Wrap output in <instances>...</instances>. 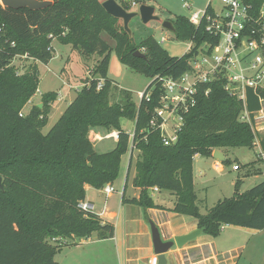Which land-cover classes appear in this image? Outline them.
<instances>
[{
  "label": "trees",
  "instance_id": "1",
  "mask_svg": "<svg viewBox=\"0 0 264 264\" xmlns=\"http://www.w3.org/2000/svg\"><path fill=\"white\" fill-rule=\"evenodd\" d=\"M52 1L53 5L37 11L12 9L0 2V264H60L55 259L60 245L49 240L115 236L113 223L80 210L78 204L86 198L87 184L100 189L117 179L122 157L131 144L129 132L121 126L123 118L135 121L133 145L140 159L132 183L141 189L140 196L131 199H126L124 191L123 200L153 208L156 205L150 189L157 187L176 195L174 212L194 217L199 228L213 237L225 224L262 230L264 180L244 192L236 191L202 214L197 205L193 161L195 155L211 157L217 149L255 147V133L242 114L262 109L264 89L248 90L243 102L226 90L223 78L202 84L177 142L167 146L160 130L150 127L159 104L160 78L182 75L189 68L192 53L171 56L153 36L135 43L121 19L106 11V0ZM246 1L255 14L264 4V0ZM121 5L127 10L126 2ZM172 23L176 38L192 40L196 47L219 40L206 30L205 22L196 27L186 15H177ZM103 32L116 41L114 48L102 38ZM55 39L83 55L98 54L101 60L92 79H86L58 121L43 133L58 93H44L43 107L36 104L23 115L21 111L38 90L39 68L32 65L16 76L10 65L23 54L48 64ZM114 50L124 65L152 79L139 104L127 90H121L119 101L110 103L114 80L108 77V69ZM136 50L147 58L135 56ZM101 77L105 82L98 90ZM93 127L118 131L116 146L98 152L89 138Z\"/></svg>",
  "mask_w": 264,
  "mask_h": 264
},
{
  "label": "rangeland",
  "instance_id": "2",
  "mask_svg": "<svg viewBox=\"0 0 264 264\" xmlns=\"http://www.w3.org/2000/svg\"><path fill=\"white\" fill-rule=\"evenodd\" d=\"M116 1L120 5L126 2L127 11L137 13L129 24L131 36L135 43H140L147 37L153 36L171 56L178 57L186 52L188 41L178 40L173 31L163 26V22L167 20L172 22L177 15H189L191 10L183 7L184 2L190 3L193 10L203 9L208 3V0ZM142 5L155 7V14L159 17V20L144 23L139 13ZM212 5L216 9L222 7L219 0H214ZM120 24L124 25L123 20H120ZM163 36L167 37V40L161 42ZM102 38L113 48L116 46V41L106 32L102 33ZM52 46L54 49L53 58L48 64L41 63L23 54L15 57L10 65L14 68L16 76H22L32 65H37L39 68L40 84L38 85V90L33 96L34 98L32 97L21 111L23 115L28 114L34 105L42 102V95L44 93L50 91L58 92V100L51 107L48 124L43 128V133H47L52 128L66 110L69 102L78 94L77 90L71 91L64 80L70 79L72 85L79 86V90L82 89L86 79H92L94 76L93 71L95 66L101 60L98 54L92 56L83 55L80 51L74 49L72 45L64 44L56 39L53 40ZM108 77L120 85L118 86L119 88L114 87L111 92V104L122 98L121 89L129 91L133 96V100L139 104L141 100L139 91H145L152 81L151 78L135 72L124 65L119 60L115 50L111 53ZM121 126L126 132H132L135 129V121L123 118ZM94 129L99 130L102 138L108 130L101 127L90 129L89 138L95 144V149L98 152H108L116 146L114 139H104L102 142H98L100 140L96 139L98 138L97 134H91V131ZM228 149L230 151L226 153L228 163H223L225 170L222 174H219L217 169L212 167L211 162L214 161L213 159L203 157L210 162L207 165L203 164V161H201L203 159H198L195 163L193 161V175H197V171L199 172L201 169L206 170V176L202 177V179L198 178L197 180L194 177V187L202 213H206L218 200L232 197L236 191L240 193L244 192L261 182V180H256L255 178L260 168L264 171V163L258 159L260 155H257L254 149L248 147H232ZM130 158V151L123 155L120 173L113 183L116 189L114 194L117 199L119 196L121 198L125 188ZM139 159L140 153L137 152L134 155L130 179ZM235 165L239 166L238 171L234 169ZM207 179L210 182H207ZM233 182H235V185H232ZM237 182L238 186H236ZM101 190L103 191V188ZM172 201L170 200V203ZM230 232H233L231 228H225L220 233H225V236H228ZM243 232L234 233L238 239L243 241L244 245H247L245 251L240 250L238 264H264V228L262 230L248 229V231ZM150 233L152 234L151 224ZM100 240L103 239H99L97 234H93L90 238H84L83 240L79 238H62L60 241H53L52 239L49 241L54 246L60 245V250L55 256L56 261L60 264H120L119 255L114 248V243L112 241L102 243ZM100 253H103L104 256H99ZM171 263L172 261L170 260Z\"/></svg>",
  "mask_w": 264,
  "mask_h": 264
},
{
  "label": "built area",
  "instance_id": "3",
  "mask_svg": "<svg viewBox=\"0 0 264 264\" xmlns=\"http://www.w3.org/2000/svg\"><path fill=\"white\" fill-rule=\"evenodd\" d=\"M208 0L205 8L193 10L191 4L184 2L183 7L190 9L189 21L196 27L205 22L206 30L219 38L216 44L203 42L196 47L194 41H188L184 54L192 53L189 68L178 77L163 76L159 104L155 108L150 127L160 130L163 143L167 146L178 140L179 132L185 123V116L197 103L199 87L216 79L225 80V88L238 99L246 102L248 90L258 92L264 89V4L255 14L252 5L246 0H219L222 4L216 9ZM167 40L163 36L161 42ZM104 79H98L97 89L104 85ZM145 91L140 94L143 98ZM147 100L151 92L146 94ZM262 109L254 114L245 111L242 119L251 124L255 133V146L258 144L260 122L264 120V99ZM131 138L130 152H133L134 131ZM101 139L119 140V132L108 131ZM262 154V153H261ZM260 154V155H261ZM235 170L239 169L235 165ZM103 192L110 195L116 191L112 183L104 185ZM157 190V187H156ZM94 204L81 200L78 208L84 212H94ZM53 239V241H60ZM149 264H158V255L154 254Z\"/></svg>",
  "mask_w": 264,
  "mask_h": 264
},
{
  "label": "crops",
  "instance_id": "4",
  "mask_svg": "<svg viewBox=\"0 0 264 264\" xmlns=\"http://www.w3.org/2000/svg\"><path fill=\"white\" fill-rule=\"evenodd\" d=\"M64 81H66L67 86L71 91H79V86L77 87L72 85V81L70 79H66ZM113 85L114 87L120 86L116 81L113 82ZM142 92L144 91H139L140 94ZM74 99H72L69 104ZM57 100L53 102L52 105L56 104ZM260 125V131L258 132V144H256L253 149L257 155L262 153L258 159L264 163V120L260 122ZM92 133L97 134L98 138L96 139L100 140L98 142H102L104 140L101 139L102 136L98 129L92 130L91 134ZM115 143H117V141H115ZM217 150H220L224 154L225 159L226 153L230 152L228 148ZM137 152L140 153L139 150L131 152L127 180L121 198L119 196L117 199L114 192L110 195H106L101 188L98 189L91 185H86L85 199L94 204V213L99 215L104 221L111 222L115 225V236L113 238L103 239L100 241H102V243H106L107 241H112L114 243V248L119 255L120 264H122V261L123 264H149L150 259L155 254L152 234L150 233V221H154L160 228L162 235L169 240L173 239L175 236L188 234L199 228L198 222L194 217L173 211L176 195L170 191L159 188L156 190V187L151 188V197L153 198L156 206L149 209H144L137 204L123 200L124 191L126 199L138 198L141 193V189L135 187L132 183L136 174V168L130 179L134 155H136ZM203 157L204 156H201L200 154L195 155L194 163L198 159H203L201 161H203L204 165L210 163ZM207 159L214 160L211 162L212 167L217 169L219 174L224 172V161L222 162L214 158V156L207 157ZM204 176H206L205 169H201L199 172L197 171V175H194L197 180L198 178L202 179ZM255 178L256 180H261V182L264 180V171L262 168H260L259 172L256 173ZM243 181L245 180L243 179ZM207 182H210V180L207 179ZM232 185H235V182H233ZM170 200H173L172 203H170ZM221 200L222 199L218 200L217 203ZM198 201L197 196V205L200 209ZM213 206L214 205H212V207ZM212 207H208L209 209L207 212ZM206 213L204 212L202 214ZM225 228H231L233 232H230L228 236H225V233H220L216 237L203 232L200 236L186 243L182 247L175 245L166 254L168 259L167 264H170V260L172 261L171 264H238L240 250L245 251L247 245H244L243 241L238 239L237 235L234 233H238L239 231L244 233L243 231H248V228L226 224L222 226V229ZM99 256L103 257L104 254L100 253Z\"/></svg>",
  "mask_w": 264,
  "mask_h": 264
},
{
  "label": "water",
  "instance_id": "5",
  "mask_svg": "<svg viewBox=\"0 0 264 264\" xmlns=\"http://www.w3.org/2000/svg\"><path fill=\"white\" fill-rule=\"evenodd\" d=\"M1 4L4 7L12 8V9H22L28 8L33 11L45 9L51 5H53L52 0H0ZM103 6L106 11L112 16L123 20L125 30L131 34V30L129 28L130 21L137 15V13L128 12L122 5H120L116 0H106L103 2ZM140 15L142 21L144 23H148L152 20H159V17L155 14V7L142 5L140 7ZM163 26L171 31H175L173 23L171 21H164ZM134 55L146 59V54L141 50H136ZM40 108L43 107V103L38 104ZM214 158L225 161L224 154L220 150H215L213 153ZM0 187L3 188L2 179L0 178ZM151 230H152V240L154 253L158 255V264H167V253L171 250L175 245L178 247L184 246L186 243L194 240L198 236H200L205 228H198L188 234L175 236L173 239H166L158 227V225L154 221H150Z\"/></svg>",
  "mask_w": 264,
  "mask_h": 264
}]
</instances>
